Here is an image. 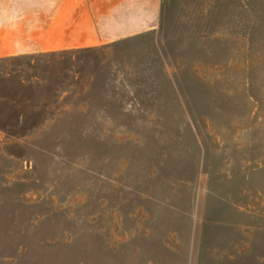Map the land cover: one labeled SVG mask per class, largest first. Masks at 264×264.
<instances>
[{
    "label": "rangeland",
    "instance_id": "rangeland-1",
    "mask_svg": "<svg viewBox=\"0 0 264 264\" xmlns=\"http://www.w3.org/2000/svg\"><path fill=\"white\" fill-rule=\"evenodd\" d=\"M0 264H264V0L0 57Z\"/></svg>",
    "mask_w": 264,
    "mask_h": 264
},
{
    "label": "crops",
    "instance_id": "crops-1",
    "mask_svg": "<svg viewBox=\"0 0 264 264\" xmlns=\"http://www.w3.org/2000/svg\"><path fill=\"white\" fill-rule=\"evenodd\" d=\"M161 0H0V57L114 42L157 26Z\"/></svg>",
    "mask_w": 264,
    "mask_h": 264
}]
</instances>
